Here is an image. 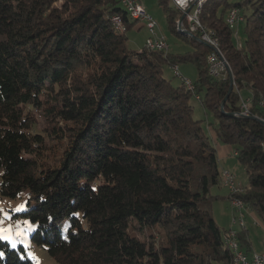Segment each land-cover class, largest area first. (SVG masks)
<instances>
[{
	"label": "trees",
	"instance_id": "obj_1",
	"mask_svg": "<svg viewBox=\"0 0 264 264\" xmlns=\"http://www.w3.org/2000/svg\"><path fill=\"white\" fill-rule=\"evenodd\" d=\"M168 1L182 35V12ZM233 8L241 46L226 21ZM129 18L120 0H0V196L28 190L16 215L33 225L29 248L58 264H234L212 210L222 198L211 194L223 183L217 149L190 99L199 96L217 136L236 146L249 181L238 196L264 218V0H207L201 12L231 67L229 95V74H210L208 45L192 39L194 54L179 56L135 51ZM186 60L198 67L195 92L164 76ZM243 89L251 116L228 115L241 112ZM66 222L75 228L67 235ZM239 235L248 246L247 230ZM0 264L35 262L28 247L0 239Z\"/></svg>",
	"mask_w": 264,
	"mask_h": 264
},
{
	"label": "rangeland",
	"instance_id": "obj_2",
	"mask_svg": "<svg viewBox=\"0 0 264 264\" xmlns=\"http://www.w3.org/2000/svg\"><path fill=\"white\" fill-rule=\"evenodd\" d=\"M140 1L143 2L146 11L150 15H152L154 19L157 21L156 34L166 39L167 43L169 44V49L167 50V52H170L177 56L185 55V54H194L196 48L191 42L192 39L199 43L206 44L204 42L199 41L193 35L185 34V33L180 35L178 32L172 30L169 21L167 19V14L164 9V6L161 4V0H140ZM168 2H169V6L175 9L172 6V4L174 5L172 0ZM231 10H238V9L233 8ZM189 13L190 11L187 10V12H184L183 14L187 16ZM180 19L181 17L178 20L180 21ZM129 20L131 23H134L133 26L126 29L129 48L135 51H141L145 48L147 38L152 34L149 32L147 24L144 20L142 19L136 20L132 17H130ZM184 24L185 22L183 19L181 25ZM177 29L181 31L180 30L181 28H179L178 25H177ZM233 29L235 33L236 44H238V46H241L242 43L245 42L246 40V33L244 32L243 27L242 26L240 27L239 25ZM119 30H122V28H120ZM209 47L211 48V46ZM213 51H215V48L211 49V52ZM222 55L224 56L223 52ZM223 59L228 68L229 62L227 61L225 56L223 57ZM176 65L178 66L182 77H185L192 81H196L198 79L199 76L198 67L197 64L192 60L180 61ZM174 70L175 67L166 65L164 76L167 79H169L174 86H180L182 84L181 78L176 74ZM227 74H229L230 76V72H228V70H227ZM241 92L244 99H247L250 96V93H248L247 90L245 89H243ZM198 98L199 96L193 95L190 99V102L193 106V116L195 119L202 120V124L205 131L210 135V141L212 144H214V146L217 149V154L220 159L219 165L221 169L231 168V170H233L232 173L236 177L237 183L239 184V182L241 181L242 183L247 185L249 181L246 175V169L237 157L238 152L236 146L223 142L217 136L216 117L214 113L210 111V109L207 108ZM35 117L40 121L39 127L44 128L46 126L45 120H43V118L40 117L38 114H35ZM226 188L227 187L221 184V185H216L211 189V194L222 196V198L215 199L212 201V210L215 220L217 221L222 231H225V229L227 230L233 229L239 233L242 230V227L243 228L247 227L248 229L246 228V230L249 231V239L252 242V250H257L264 253V218L256 210H253L245 206L244 217H245L246 226L241 225L240 222L235 223L233 217L235 216L236 212L234 211L231 202L228 200V190ZM27 194H28V190H25L17 198H8V197L0 196V239L8 241L14 246H18L19 244H22L28 247L29 253L32 259H34L35 264H58L56 260L48 253V251L45 248H41L38 246L35 247L32 246L31 248H29V242H30L29 233L33 225L32 223L27 221L26 218H22L21 216L16 215V213L21 212L28 207ZM73 229L75 228L70 223L66 222L64 224L65 235L70 233V231H72ZM154 232L156 235H159L157 231ZM132 233L138 235L141 239H145L147 236L150 235L149 230L142 232L133 229ZM248 246L245 245L246 250L247 248H251V244L249 243Z\"/></svg>",
	"mask_w": 264,
	"mask_h": 264
},
{
	"label": "built area",
	"instance_id": "obj_3",
	"mask_svg": "<svg viewBox=\"0 0 264 264\" xmlns=\"http://www.w3.org/2000/svg\"><path fill=\"white\" fill-rule=\"evenodd\" d=\"M199 1L201 0H177L178 9L182 12L190 11V13L184 18V22L189 26L192 27L195 33L200 34L201 37L206 38L211 43V49L214 48L211 40V36L208 32L201 28V23H198L195 19V11L199 8ZM120 2L129 3L133 12L141 13L143 20L149 21V32L152 34L146 40L145 48L148 50H161L163 47H169L166 39L164 37L158 36L156 34V27L157 21L151 15V18H144V5L138 0H120ZM187 14V13H186ZM117 17V14H114ZM240 19H243V16L240 12H235V10H229L226 16V21L230 24L231 28H235L240 24ZM121 25V22L118 20ZM211 65L215 72L216 77H225L227 75L226 66L221 63L219 57H217V53L215 51L211 52L210 54ZM175 72L180 71L179 68L175 69ZM183 80V79H181ZM195 83L191 80V86ZM200 99V98H198ZM249 102L250 98L242 100V110L241 112H237L238 115L244 116H251L250 109H249ZM225 187H227L232 195L231 198V205L234 209L235 216L233 220L235 223H244L245 224V217H244V208L245 203L244 201L238 196L239 193L241 194L243 188L237 183L235 175L228 171L223 170V183ZM246 226V224H245ZM224 235H228L232 244L237 246L240 252V263L244 264H264V253L263 252H256V251H249L246 250L242 245L239 238V233L236 230L229 229L224 231Z\"/></svg>",
	"mask_w": 264,
	"mask_h": 264
},
{
	"label": "bare ground",
	"instance_id": "obj_4",
	"mask_svg": "<svg viewBox=\"0 0 264 264\" xmlns=\"http://www.w3.org/2000/svg\"><path fill=\"white\" fill-rule=\"evenodd\" d=\"M172 1L174 2V4L176 5V7L178 8V6H177V0H172ZM205 2H207V0H201V1H199V8L195 11V19H196V21H198V23H201V28H204L208 32V34L211 36L212 44H213V46L215 48V53H217V57L220 58L221 63L226 66V63L224 62V59H223L224 56L222 55V52H221V49H220V46H219V40H218L215 32L212 31V30H209L205 25H203V23L200 20V15H201V12L203 10V7H204ZM121 3L127 9L130 17H132V18H134L136 20H138V19H142L143 20V17L141 15V13L133 12V10L131 8V5L129 3H124V2H121ZM235 12H239V11L238 10H235ZM144 18H151V15L146 11L145 8H144ZM118 20L121 22V25L118 22ZM112 21L115 24V26L118 27V28H121L123 26V20H122V17L120 15H117V17L114 15L112 17ZM144 21L146 22L147 27L149 29V21L148 20H144ZM241 21H243V19H240V22ZM182 22L178 21V26H179V28H181L180 29L181 30L180 32L185 33V34L193 35L199 41L204 42V43L208 44L209 46H211L210 41H208L206 38L201 37L200 34L195 33V31L193 30V28L192 27H189L186 23L184 25H181ZM168 49H169V47H163L161 50H166L167 51ZM210 54H211V52H210ZM210 54L208 56V64H209L210 74L216 77L215 72L213 70V67L211 65ZM174 67H175V69L178 68L177 65L174 66ZM226 69L228 70L227 66H226ZM228 72H229V70H228ZM176 74L181 79H183L182 81L187 85V87L190 90H193V91L195 90V84L193 83L192 86H191V80H189V79H187L185 77H182L181 73L179 75V72H176ZM235 115H238V113L235 114ZM240 224L243 225V226L245 225L244 223H240ZM224 237H225V242H226L227 246L231 249V251L233 253L234 264H244V263H240V252H239V249H237V246L235 244H232V242L230 240V237L228 235H225Z\"/></svg>",
	"mask_w": 264,
	"mask_h": 264
},
{
	"label": "water",
	"instance_id": "obj_5",
	"mask_svg": "<svg viewBox=\"0 0 264 264\" xmlns=\"http://www.w3.org/2000/svg\"><path fill=\"white\" fill-rule=\"evenodd\" d=\"M184 17H185V14H183V15L181 16L180 22L183 21ZM228 70H229V72H230V76H231V85H230V89H229V93H228V95H229V94L231 93V91L233 90L234 82H233V74H232L231 67L228 66ZM227 97H228V96H227ZM227 97L224 99V101H223V103H222L223 107H224V103H225L226 100H227ZM223 111L225 112L224 108H223ZM226 113H227V112H226ZM227 114H228V115H235V114H232V113H227ZM261 121L264 123V120H261Z\"/></svg>",
	"mask_w": 264,
	"mask_h": 264
},
{
	"label": "crops",
	"instance_id": "obj_6",
	"mask_svg": "<svg viewBox=\"0 0 264 264\" xmlns=\"http://www.w3.org/2000/svg\"><path fill=\"white\" fill-rule=\"evenodd\" d=\"M140 1V0H139ZM142 4H143V2L142 1H140ZM220 160V159H219ZM228 170V171H233V170H231V168L229 169V168H222V170ZM239 185L242 187V188H244V186H246L244 183H242L241 181L239 182ZM227 190H228V195L230 194V191H229V189L228 188H226ZM228 200L231 202V199L230 198H228ZM217 222V221H216ZM218 224V223H217ZM220 227V226H219ZM247 227H242V229H246ZM248 229V228H247ZM225 230H227V229H225ZM247 235H248V239H249V231L247 230ZM249 243L251 244V248H247L249 251H251V252H253V251H256V252H260V251H257V250H252V242L250 241V239H249ZM245 248V247H244Z\"/></svg>",
	"mask_w": 264,
	"mask_h": 264
}]
</instances>
